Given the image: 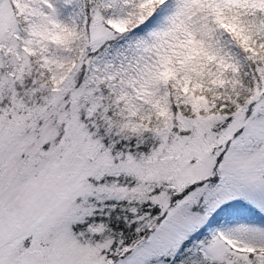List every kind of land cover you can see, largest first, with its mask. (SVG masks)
I'll list each match as a JSON object with an SVG mask.
<instances>
[{
    "label": "snow or ice",
    "instance_id": "6c2138e0",
    "mask_svg": "<svg viewBox=\"0 0 264 264\" xmlns=\"http://www.w3.org/2000/svg\"><path fill=\"white\" fill-rule=\"evenodd\" d=\"M0 264H264V0H0Z\"/></svg>",
    "mask_w": 264,
    "mask_h": 264
}]
</instances>
